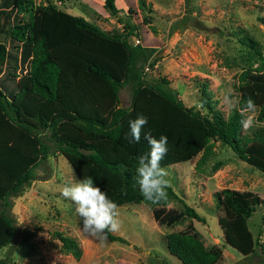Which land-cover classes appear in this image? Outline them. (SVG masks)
Wrapping results in <instances>:
<instances>
[{
  "label": "trees",
  "instance_id": "1",
  "mask_svg": "<svg viewBox=\"0 0 264 264\" xmlns=\"http://www.w3.org/2000/svg\"><path fill=\"white\" fill-rule=\"evenodd\" d=\"M105 5L116 11L113 0H105ZM124 29L102 30L50 3L0 0V248L13 235L10 197L21 194L33 179V169L55 152L66 159L78 180L92 177L119 206L149 205L154 222L165 226L184 216L205 219L186 204L182 211L166 207L176 197L170 187L168 199L158 205L143 198L136 182L137 158L149 151L143 133L157 139L167 136L168 153L161 167L198 155L194 170H202L213 156L212 140L218 139L239 160L264 174V126L242 131L240 111L251 97L258 107L256 119L264 118V60L239 73L236 90L241 102L236 108L223 115L206 103L202 113L144 79V68L152 69L157 60L152 58L156 48L129 41L136 33L134 24L125 22ZM121 91L129 95L126 106L120 103ZM141 114L148 124L137 144L125 136L129 122ZM213 200L223 243L241 255L253 254L256 248L264 253V239H253L246 223L262 204L264 224V199L250 190L224 187L213 193ZM57 237L73 255L79 254L74 240L60 233ZM106 239L127 243L110 232ZM164 242L180 264H215L222 253L218 247L207 249L191 223L166 233ZM0 264L7 262L0 259Z\"/></svg>",
  "mask_w": 264,
  "mask_h": 264
},
{
  "label": "rangeland",
  "instance_id": "2",
  "mask_svg": "<svg viewBox=\"0 0 264 264\" xmlns=\"http://www.w3.org/2000/svg\"><path fill=\"white\" fill-rule=\"evenodd\" d=\"M31 1L53 4L108 32L125 31V22L134 24L136 35L129 41L156 48L152 58L157 60L152 69L144 68V79L171 91L186 107L196 109L193 101H204L202 113L209 103L226 115L230 110L223 99L229 92L238 96L239 73L264 60V0H142V5L140 0H113L114 12L105 0ZM160 77L168 83H161ZM119 96L126 106L127 92ZM257 111L242 113L243 119L251 116V126H264V118L256 119ZM242 131L248 130L243 127ZM212 144L213 156L202 170H194L198 155L163 167L176 196L166 207L182 211L186 204L204 222L184 216L170 226L157 225L149 205L128 203L119 206L121 229L110 232L127 243L101 242L81 231L75 205L61 195L72 177L78 179L59 152L51 154L33 169V179L21 194L10 197L14 229L11 241L0 248V259L7 264H180L168 253L164 235L191 223L207 249H221L215 264H264V253L257 248L253 254L241 255L223 243L213 200V193L224 187L250 190L264 199V174L239 160L220 140L213 139ZM262 213L259 204L246 220L253 239L259 242L264 239ZM59 233L76 242L77 256L62 245Z\"/></svg>",
  "mask_w": 264,
  "mask_h": 264
},
{
  "label": "clouds",
  "instance_id": "3",
  "mask_svg": "<svg viewBox=\"0 0 264 264\" xmlns=\"http://www.w3.org/2000/svg\"><path fill=\"white\" fill-rule=\"evenodd\" d=\"M240 102L241 98L230 92L226 93L223 99L229 110L234 109ZM203 105L204 101H193V106L197 110L202 109ZM240 111L254 114L257 105L251 97H248L243 101ZM147 124L148 118L143 114L138 115L129 122L130 132L126 134L125 139L130 138L131 142L140 143L143 129ZM242 125L245 129L251 127V116L242 120ZM143 139L147 141L149 151L137 158L136 182L143 198L153 205H158L168 199L167 189L170 187V181L166 178L168 171L160 164L168 153V138L161 135L157 139L148 132L143 133ZM61 195L75 205V212L81 222V231L88 237L103 242L108 232H117L121 229L119 205L94 185L92 177L78 181L72 177V180L62 187Z\"/></svg>",
  "mask_w": 264,
  "mask_h": 264
},
{
  "label": "built area",
  "instance_id": "4",
  "mask_svg": "<svg viewBox=\"0 0 264 264\" xmlns=\"http://www.w3.org/2000/svg\"><path fill=\"white\" fill-rule=\"evenodd\" d=\"M137 41V40H136ZM146 69V68H145Z\"/></svg>",
  "mask_w": 264,
  "mask_h": 264
}]
</instances>
